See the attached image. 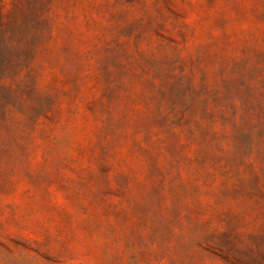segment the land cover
<instances>
[{"label":"rangeland","instance_id":"374dc122","mask_svg":"<svg viewBox=\"0 0 264 264\" xmlns=\"http://www.w3.org/2000/svg\"><path fill=\"white\" fill-rule=\"evenodd\" d=\"M0 264H264V0H0Z\"/></svg>","mask_w":264,"mask_h":264}]
</instances>
